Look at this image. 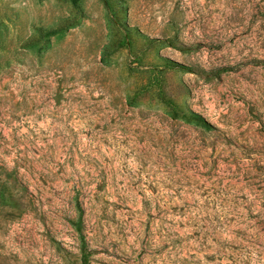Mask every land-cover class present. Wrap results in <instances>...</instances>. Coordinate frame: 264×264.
I'll return each instance as SVG.
<instances>
[{
    "label": "rangeland",
    "instance_id": "obj_1",
    "mask_svg": "<svg viewBox=\"0 0 264 264\" xmlns=\"http://www.w3.org/2000/svg\"><path fill=\"white\" fill-rule=\"evenodd\" d=\"M0 264H264V0H0Z\"/></svg>",
    "mask_w": 264,
    "mask_h": 264
}]
</instances>
